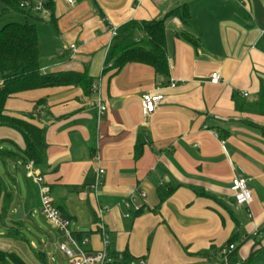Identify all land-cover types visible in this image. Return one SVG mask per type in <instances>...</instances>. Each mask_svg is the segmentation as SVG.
I'll return each mask as SVG.
<instances>
[{"label":"crops","instance_id":"0c3cea01","mask_svg":"<svg viewBox=\"0 0 264 264\" xmlns=\"http://www.w3.org/2000/svg\"><path fill=\"white\" fill-rule=\"evenodd\" d=\"M49 3L47 18L22 14L30 23L33 18L34 24L52 25L61 39L62 47L48 60L40 39L41 72L85 73L92 87L25 91L10 98L6 110L45 131L46 160L34 164L33 172L42 177L71 231L87 237L85 249L99 252L107 242L110 254H127L136 264H223L219 252L230 245L242 260L254 250L258 258L264 247V0ZM183 7L189 10L188 24L167 17ZM162 19L168 77L140 63H129L119 73L106 70L113 28ZM215 72L221 74L219 84L210 83ZM170 80L178 81L175 88L168 86ZM155 88L162 89L165 100L145 118L142 97ZM24 149L19 132L0 128L1 165L15 181L9 186L0 166V177L14 195L7 213L0 208V251L16 253L27 264H43L40 253L54 264V244L65 255L63 234L36 212L40 187L28 177ZM8 163L24 174L25 186ZM100 170L104 175L95 190ZM235 176L250 179V206H237L231 192ZM28 180L37 187L36 201ZM136 191L146 194L138 201L140 211L124 205ZM33 231L45 234L41 250L29 238Z\"/></svg>","mask_w":264,"mask_h":264},{"label":"trees","instance_id":"16d2710c","mask_svg":"<svg viewBox=\"0 0 264 264\" xmlns=\"http://www.w3.org/2000/svg\"><path fill=\"white\" fill-rule=\"evenodd\" d=\"M3 6L1 17L11 12L31 14L21 11L15 0H0ZM48 7L51 9V3ZM176 17L183 24L190 20L187 7L171 11L167 17ZM166 17V18H167ZM143 33V38H138L136 33ZM165 19L151 22H132L118 29L111 48L108 51L105 68L116 70L119 73L129 63L148 65L155 70L156 75L168 77L170 66L166 51ZM185 40L193 44L197 43L193 37L182 34ZM40 37L36 24L28 21L11 22L0 30V128L7 127L19 132L25 141L23 156L26 161L41 166L46 160L47 144L45 131L28 119L11 115L6 110L7 101L13 96L31 90L82 86L88 91L92 87V80L87 75L77 72H56L43 74L42 60L40 56ZM264 112V91L260 93ZM14 195L8 190L5 182L0 177V208L7 213L13 203ZM164 201V197L161 196ZM11 235H13L11 233ZM256 235H259V231ZM79 241L84 238L82 234H74ZM255 247V246H254ZM259 254V250L251 252L246 260L238 257L237 252L231 254L229 264H252ZM112 264H134V260L127 254L118 260L116 254H111ZM38 259L46 263L43 254L37 253ZM0 264H27L16 253L0 251Z\"/></svg>","mask_w":264,"mask_h":264},{"label":"built area","instance_id":"2783aa9c","mask_svg":"<svg viewBox=\"0 0 264 264\" xmlns=\"http://www.w3.org/2000/svg\"><path fill=\"white\" fill-rule=\"evenodd\" d=\"M21 11L25 13L40 17L47 18L51 16V10L48 5L50 0H15ZM71 4L75 0H67ZM117 28L112 29V36L115 38L117 36ZM71 49L76 52L75 46H71ZM221 82L220 72H215L212 74L210 83L219 84ZM178 84L176 80H170L168 86L170 88H175ZM99 86L94 83L93 91L98 92ZM245 97L248 94L244 95ZM165 100V96L161 88H155L152 91L145 93L142 97V109L145 118L152 117L160 108ZM99 116L102 117L106 108L103 104L99 108ZM34 163L30 162L28 164V177H30L39 187H40V202L41 206L38 211L39 214L44 216L47 222L58 229L63 234L64 242L60 245L61 251L69 258L71 264H112L113 258L108 251L107 242H105V248L102 251H88L85 246L88 244L87 237L82 240L75 238L74 233L70 229V221L64 219L58 208L54 205L52 197L50 196V191L47 187L43 185V179L38 174L33 172ZM104 171H99V178L96 186L93 189H97L102 183V178ZM231 192L235 198L237 206H250L253 202V193L250 188V179L243 176H235L232 180ZM146 194L144 192H134L125 201V206L127 209H134L135 211H140L142 205H139L138 201L145 200ZM258 231H256L255 235ZM236 250L235 245H230L227 248L221 250L219 255L223 260V264H229V258L231 253ZM118 260H122V255H117ZM136 264V263H134ZM138 264H145L144 261H140Z\"/></svg>","mask_w":264,"mask_h":264},{"label":"rangeland","instance_id":"374dc122","mask_svg":"<svg viewBox=\"0 0 264 264\" xmlns=\"http://www.w3.org/2000/svg\"><path fill=\"white\" fill-rule=\"evenodd\" d=\"M2 13H3V6L0 3V30L8 23H11V22H21L22 23L25 21V19L23 18V15L20 13L11 12L9 15L1 17ZM33 17H35V16L33 15ZM30 21H31V23L35 22V19L30 18ZM36 26H37L38 31L40 32L39 37L42 41V56H43V59H47L48 54L53 52L55 50V48L58 49V47H60V46L62 47L61 39H60L59 35L56 33V31L52 25H48L45 22L37 21ZM1 80H2V75L0 72V81ZM2 162H3L2 159H0V166H1L2 173L4 174V177L6 179V183L9 186L13 187L15 181H14L12 176H10V175H9L10 177L6 176L7 174L4 170V166L1 165ZM8 164H9L8 169L11 170V173H13L15 176H17L19 178V181H20L22 186H25L24 174L22 172L18 171L17 169H15L13 164H11V163H8ZM29 185L31 187L32 196L34 197L33 199L36 201L35 198H36V193H37V189H36L37 187L34 186L33 183H31L30 181H29ZM37 210L38 209H36V212L38 213ZM35 221L37 224H39L41 226L44 233H47L50 231V228L45 223H43L44 222L43 219L37 218ZM31 233L32 234L29 235L30 236L29 238L32 241H35L37 244V248L39 250H41L43 247L41 244V240L43 239V242H47L45 234L38 232V231H33ZM52 252L55 253V254H53L55 257L54 264H70L69 259L65 255H63L62 253H60L58 251L57 245L54 244L52 246ZM252 264H264V247H263V250L261 251L260 256L258 258H256Z\"/></svg>","mask_w":264,"mask_h":264},{"label":"water","instance_id":"95a60500","mask_svg":"<svg viewBox=\"0 0 264 264\" xmlns=\"http://www.w3.org/2000/svg\"><path fill=\"white\" fill-rule=\"evenodd\" d=\"M21 214H22L21 208H19L18 211H17V214H16V219L19 220L21 218Z\"/></svg>","mask_w":264,"mask_h":264}]
</instances>
